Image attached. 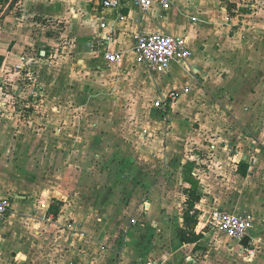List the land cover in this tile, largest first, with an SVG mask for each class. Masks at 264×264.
Returning a JSON list of instances; mask_svg holds the SVG:
<instances>
[{
    "label": "crops",
    "instance_id": "0c3cea01",
    "mask_svg": "<svg viewBox=\"0 0 264 264\" xmlns=\"http://www.w3.org/2000/svg\"><path fill=\"white\" fill-rule=\"evenodd\" d=\"M139 16L100 0H2L0 197L15 207L0 253L26 258L75 219L95 231L63 248L71 264H264V0H170ZM139 29L185 37L188 60L164 73L132 56L109 64L106 52L130 51ZM171 90L178 101L157 107ZM10 93L31 105L25 118L5 113ZM185 171L199 180L197 203L253 217L255 255L204 222L197 241L181 238Z\"/></svg>",
    "mask_w": 264,
    "mask_h": 264
},
{
    "label": "built area",
    "instance_id": "2783aa9c",
    "mask_svg": "<svg viewBox=\"0 0 264 264\" xmlns=\"http://www.w3.org/2000/svg\"><path fill=\"white\" fill-rule=\"evenodd\" d=\"M169 1L170 0H100L103 7L113 10H118L127 4L136 5L140 12V19L144 18L154 5L166 6ZM244 7L249 8V5H245ZM232 12L235 14L236 18L240 16L242 21L243 16L239 5L233 8ZM103 26H105V23H103ZM190 54L191 52L188 48L186 38L183 36L159 31L148 32L139 29L137 33L134 34V47L130 51H107L105 57L109 64L119 65L126 57L132 56L137 63H143L150 69L164 73L171 68L174 61L186 62ZM24 68L25 65H17L12 72L24 77L26 81H28L27 84H33V79H31L30 76L22 75ZM189 91V87L184 88L185 93ZM30 94L31 96L38 95L34 89H31ZM178 99L179 92L177 90H171L158 99L155 102V105L167 111L178 101ZM28 100L29 98L26 99V101ZM16 101L17 99H15L12 104L14 108L16 106L21 107V110L19 111L15 109V111L20 112L18 115H23V109L31 106L24 101H21L20 105H17ZM5 106H7L6 103H4V107ZM216 148V145L210 146V149L213 151ZM252 162L254 163L255 160ZM13 209V199L0 197V221L5 220ZM192 213L196 216L198 223L204 221L206 225L218 229L230 239L242 242L244 237L249 236V241L244 245L245 251L249 256L255 255L261 241L252 233L254 219L250 214L232 213L217 206H212L206 209L202 203H196ZM73 226H75L74 228L76 229L77 225H70L69 229ZM144 264H155V262L147 261Z\"/></svg>",
    "mask_w": 264,
    "mask_h": 264
},
{
    "label": "rangeland",
    "instance_id": "374dc122",
    "mask_svg": "<svg viewBox=\"0 0 264 264\" xmlns=\"http://www.w3.org/2000/svg\"><path fill=\"white\" fill-rule=\"evenodd\" d=\"M1 3L2 2H0V4ZM241 5H242V7L244 6L243 4H241ZM0 84L2 87H5L6 82L4 83V81H3V82H0ZM16 98H17V96L15 95V93H12L9 98L4 100L5 103L7 104V106L3 108L5 110V113L9 114V112H10V114H12L13 116H16V115H18V113H20V112L15 111V109H17L18 106H16L14 108L13 104H12ZM19 116L22 118H25L24 114L19 115ZM211 204L214 205V203H211ZM214 206H217V205H214ZM14 207H15V205H14ZM208 207H210V206H208ZM206 209H208V208H206ZM129 222H130L129 223V225H130L131 223L136 224L137 221L136 220L134 221V218L131 217L129 219ZM75 223H76L75 219L74 220H68V219L64 220L63 226L65 228H68L66 230L68 233L66 231H63V232L59 231L60 239L56 242V244H52V243L51 244H43V245L39 246L38 248H35L31 253H29L27 255L26 258H22V256H19L17 253L10 252V251L0 253V263L1 264H71L70 263L71 261H69L68 259L67 260L65 259L66 262H64L58 258L59 257H63V258L66 257L63 248L67 247L68 244L70 245L72 243V241H73L72 238L74 240L78 241V239L82 236L81 233L83 231H86L84 228H82L81 222H78V224H75ZM89 223H90V226H87L89 231H86V232L91 233L92 231H95V226H94L93 221H89ZM95 223H96V221H95ZM70 225H77L76 229L74 228L75 226H73V227H71V229H69ZM202 227L203 228H210L214 232L217 231L220 235L224 236L225 238H229L223 232H220L218 229L212 228L210 225H205ZM60 228H61V226L59 225L58 229H60ZM125 228H127V226ZM119 229L122 231L124 230L121 226ZM66 234H70L68 236L70 238V240H68V242H66L67 241L66 240L67 236H65ZM89 239L91 240L92 238L90 237ZM74 244H75V246L73 249L78 248V245H77L78 243H74ZM262 245H263V242L260 243V245H258V247L262 246ZM61 249H63V250H61ZM244 252H245V254H247V252L245 251V247H244Z\"/></svg>",
    "mask_w": 264,
    "mask_h": 264
},
{
    "label": "trees",
    "instance_id": "16d2710c",
    "mask_svg": "<svg viewBox=\"0 0 264 264\" xmlns=\"http://www.w3.org/2000/svg\"><path fill=\"white\" fill-rule=\"evenodd\" d=\"M2 2V0H0ZM46 21V20H45ZM16 104L20 105V99L16 98ZM238 171L241 175L246 176L248 174V165L238 161ZM184 180L187 181L190 186L184 189L187 195L185 201V208L183 212L184 226L180 230L181 238L186 242H195L200 238V234L195 233V228L198 224L196 216L192 213L194 206L197 202L201 200V195L199 194V180L193 177L191 171H185ZM64 203L61 201H55L51 204L49 211L56 217L59 216ZM191 234V235H190Z\"/></svg>",
    "mask_w": 264,
    "mask_h": 264
},
{
    "label": "water",
    "instance_id": "95a60500",
    "mask_svg": "<svg viewBox=\"0 0 264 264\" xmlns=\"http://www.w3.org/2000/svg\"><path fill=\"white\" fill-rule=\"evenodd\" d=\"M92 45H93L92 42H86V43H85V50H87V51L91 50V49H92ZM99 49H101V47H100ZM102 49H103V48H102ZM249 239H250L249 236L244 237V239L242 240V243H243L244 245L247 244V242L249 241Z\"/></svg>",
    "mask_w": 264,
    "mask_h": 264
}]
</instances>
